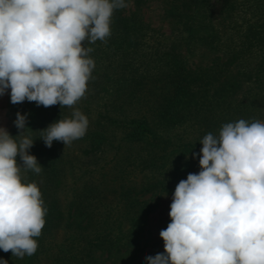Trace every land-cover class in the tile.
Wrapping results in <instances>:
<instances>
[{"label":"rangeland","instance_id":"1","mask_svg":"<svg viewBox=\"0 0 264 264\" xmlns=\"http://www.w3.org/2000/svg\"><path fill=\"white\" fill-rule=\"evenodd\" d=\"M126 4L127 7L118 9L120 18H129L136 29L133 33L130 30L123 32V27L115 28L112 20L111 35L106 43H85L86 47L93 48L89 55L95 62V68L85 97L74 107L88 117V127L97 129L100 126L98 123H102L108 128L109 120L104 114V89L110 87L108 73L112 74L114 69L122 74L135 71L143 106L140 101L128 106L129 116L134 118L143 115L147 109L144 103L148 89H151L150 101L153 102L150 109H154L155 102H162V95L168 94L171 86L161 79H171L177 63L191 70L200 67L189 77L186 121L182 125L177 123L172 131V141L191 140L194 145L183 159L173 160L177 156L175 153L172 161L166 162L163 167L161 155L164 152L157 153V148L152 151L147 145L153 138L134 143L126 136L130 130L122 125L119 128L110 126L109 129H114V133L108 132L110 143L95 156L98 150L91 141L78 139L68 146L58 141L62 151L69 152L66 158L68 168L71 162L70 170L58 178L61 184L59 200L65 215H70L73 222L75 220L80 226L67 227L65 234L57 232L52 237L54 241L48 237L45 240L38 238L37 252L41 255L35 264H148L147 256L164 251L160 231L170 223L173 193L159 187L140 192L138 201L154 205L153 210L134 241L127 244L123 241L114 247L100 239L104 232H109L108 239L116 234L124 206L122 198L125 192L122 193V187L131 181L139 190L161 177L177 182L186 179L188 170H194L193 167L200 170V156L193 153H200V140L204 135L210 132L218 135L224 123L239 119L264 122V0H206L201 7L196 6L194 0H126ZM201 24L205 25L203 30L196 32ZM118 58L124 61L123 67L112 66V61ZM131 83L135 85L133 81ZM27 105L30 102L13 105L10 90L0 96V127L10 133L17 112L28 114L29 119L31 105L29 108ZM36 109H40V118L43 117L46 127L61 118H70L73 111V108H61L60 105L48 108L37 106ZM52 112L57 114V118L49 121L48 114ZM152 116L149 112L148 117ZM39 127L35 128V133H38ZM158 158L160 162L151 164ZM173 169L183 170L174 176L171 173ZM42 173L28 171L25 175L30 182L40 186ZM82 195L85 197L82 198ZM106 199L108 205L104 208L100 206L99 210L104 209L108 227L103 226L97 231L95 228L92 231L88 212L78 215L76 206L70 207L72 201L86 205L87 202L98 204ZM94 237L100 244L92 249L87 242L93 241ZM57 240L64 241L60 250L57 249ZM54 253L58 256L55 257ZM6 254L8 264H21L10 251ZM31 257L35 262L36 255Z\"/></svg>","mask_w":264,"mask_h":264},{"label":"clouds","instance_id":"2","mask_svg":"<svg viewBox=\"0 0 264 264\" xmlns=\"http://www.w3.org/2000/svg\"><path fill=\"white\" fill-rule=\"evenodd\" d=\"M125 7L126 0H0V96L10 90L13 105L73 108L39 130L46 147L86 135L89 119L74 107L95 68L85 43H106L115 10ZM27 119L16 113L15 137L0 127V250L21 259L36 253L47 214L37 183L26 181L28 171H42L29 154ZM200 143V171L176 185L160 231L164 251L148 264H264V122L224 123Z\"/></svg>","mask_w":264,"mask_h":264},{"label":"trees","instance_id":"3","mask_svg":"<svg viewBox=\"0 0 264 264\" xmlns=\"http://www.w3.org/2000/svg\"><path fill=\"white\" fill-rule=\"evenodd\" d=\"M204 1L206 0H194V4L201 7L203 6ZM120 17L121 16L118 12V9L115 10L112 18L115 25L114 27L120 29L121 27H123V32H127L130 30L133 33L136 29L135 24L130 23V21L128 20L129 18L127 19L126 17ZM204 26V24H201L196 32L203 30ZM111 64L114 67L115 65L116 67H123L124 61L118 58L114 59ZM198 70H200V67H198L196 70H191L189 67L185 68L183 65L177 63L176 67L173 70L174 74H172L173 76L171 77V79H161V81L164 80L162 82H168L171 86L168 94L165 93L162 95V102H155L156 105L154 106V109H150V105L153 104V102L150 101V96L152 95L151 89H148V95L145 96L146 103H144L147 106L146 111H144V114L142 113L143 115H140V117L138 116L131 118L129 116L130 109H128V106L132 102L137 103V101H140V105L143 106V104H141L143 98H141L138 93V90L141 88L137 87L136 85V79L134 77L135 71L122 74L120 71L114 69L112 74L108 73V80L110 81L108 83V86L110 87H108V89H104L106 91L104 93L106 95L104 114L106 119L109 120V127L107 128L102 123H98L100 124V126L97 129L88 127L87 133L84 136L85 139L81 138V140L84 142L91 141L93 143V145L96 147V150H98L94 153L95 156L97 152H101V149L104 148L108 142L110 143V134H108V132L114 133V129H109L110 126L115 125V127L119 128V126L122 125V127L126 126L130 130V132L127 133L126 136L128 139L134 140V143L144 141V139H148L149 137L153 138V140L150 141L147 145L152 151L154 150V148H157V153H160L161 151L164 152V154L161 155V159H163L161 166L165 167L166 162L172 161V156L175 153L177 154V156L176 158H173V160L183 159L185 155L191 151V147L194 144L191 143V140L181 141V139H176L177 142L172 141V138H174V136L172 135V131L173 126L177 127V123L182 125L184 123L183 121H186V109L189 104L188 95L190 93V88H188V83L190 82L189 77L192 75V73H195ZM132 81L135 83L134 86H132ZM30 105L31 109L29 111V119L27 121V127L30 129H26V134H32L31 137L35 141L33 147L29 150V154L36 156L38 163L42 167L43 173L40 177V186L38 187L42 192L44 206L47 208V214L45 216L46 223L44 228L42 229L41 236L38 238L40 240H45L48 237L51 238L50 241H54L52 237H54L57 232L61 231L62 234H65L67 227L77 228V226H80L79 223L77 225V222L75 220L73 222L70 215L68 217L65 215V211H63L62 209L64 208V206L63 204L61 205L58 196V191L61 185L58 178L59 176L62 177V175H65L67 170H70L71 162H69L68 168L66 165V158L67 155H69V152L66 151L64 153L58 141H54L51 148L45 146L43 140L41 139V133L39 130L47 128L46 124L43 123V117L40 118L41 112L40 109H36L37 105L35 104V102H30ZM30 105H27V107L29 108ZM149 112L153 114L152 117H148ZM136 113L140 114L139 111H137ZM48 115L49 121L57 118V114H55L54 112ZM178 120H182V122H176ZM37 126L40 127L38 133H35V128ZM206 127L208 128V125ZM202 132L205 131L202 130ZM17 133L19 134V130L14 125L10 134L15 137L18 135ZM120 140L122 141L121 136ZM165 158L166 161L164 160ZM159 160V158L154 159L151 164H156L157 162H160ZM189 162L190 160L187 161V163ZM193 168L194 170H188L187 175L189 173H196V171L198 173L200 171L198 167ZM182 170L183 169H173L171 173H174V176H176L177 173H181ZM25 176L26 181L30 182L29 177H27V175ZM177 184L178 182L177 180L175 181V179H171L169 181L167 178L161 177L149 183L147 187L141 186L139 190L135 189L136 187L131 181L130 183H127L126 186L124 185V187H122V193L125 192L122 198V200L124 201V206L122 208V213H120V223H118L116 234L112 235V238L108 239L109 232H104L100 241H108L107 244H110V246L114 247L121 245L123 241H126L125 244L134 241L141 233L146 219L148 218L149 213L153 210L154 206L138 201L137 195H139L140 192H144L145 190H150L156 187L173 193ZM83 197L85 196L82 195V198ZM88 203L89 202H87L86 205H84V203L80 205L72 201L70 207L72 205L74 207L76 206L75 208L78 211V215H80L81 213L83 214L84 211L88 212V219H91L93 224L92 231H94V228L97 231L103 226L108 227V222L105 220L104 216V209L99 210L100 206H103L104 208L106 205H108L109 202L107 201V199L101 201L100 203L98 202V204ZM92 205L93 208H91ZM67 206L68 204L65 207ZM99 233L100 232L98 231V234ZM58 240L56 241V245L57 249L60 250L59 248L64 245V241ZM100 241H98V239H95L94 237L93 241L88 240L87 245L89 248L92 247L93 249V247L100 244ZM6 255V252L0 250V259L5 260ZM35 255V262H33V258L31 256H25L23 259L16 257V259L20 260L19 263L21 264H35L37 261H39L37 257L39 258L41 254L36 251ZM54 255L55 257L58 256L55 253ZM51 264L54 263L51 262Z\"/></svg>","mask_w":264,"mask_h":264}]
</instances>
